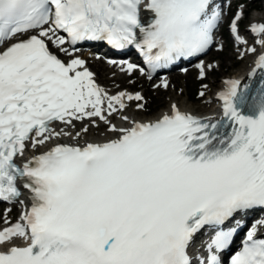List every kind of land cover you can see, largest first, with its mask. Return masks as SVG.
I'll use <instances>...</instances> for the list:
<instances>
[{
  "label": "snow or ice",
  "instance_id": "snow-or-ice-1",
  "mask_svg": "<svg viewBox=\"0 0 264 264\" xmlns=\"http://www.w3.org/2000/svg\"><path fill=\"white\" fill-rule=\"evenodd\" d=\"M242 15L231 23L238 44L247 43ZM220 21L214 0H0V202L24 206L18 222L5 216L0 264H225L241 231L227 264H264V220L247 226L264 211V79L224 81L219 120L172 104L156 121L138 122L127 109L135 101L143 110L144 97L109 94L76 55L82 42L135 48L152 79L206 53ZM250 32L264 49V23ZM246 53L257 55L250 76L264 70V51ZM121 70L145 74L133 64ZM100 123L113 138L89 142Z\"/></svg>",
  "mask_w": 264,
  "mask_h": 264
},
{
  "label": "rangeland",
  "instance_id": "rangeland-1",
  "mask_svg": "<svg viewBox=\"0 0 264 264\" xmlns=\"http://www.w3.org/2000/svg\"><path fill=\"white\" fill-rule=\"evenodd\" d=\"M262 1L257 0H245L244 7L249 9L250 7L261 6ZM264 13H256V12H248L246 18L243 20L241 26L242 30L245 32L250 29L252 24H261L264 23L263 21ZM258 19V20H257ZM221 31L224 33L225 36H228L227 28L223 27ZM225 39V38H224ZM223 51H218L221 47H216L209 56L205 59L208 65V71H211L208 75L207 80L200 79V75L197 74L194 70H190L186 75H178V73L171 74L170 84L167 89H162V87H157L160 85V82H152L149 83L146 77L140 76L138 73H133L129 77L125 79V81H121L116 77V71L114 67H111L110 70H103L102 75H99L101 79L105 78V82L109 89L114 91L115 93L118 91H129L132 94L140 93L144 97V103L148 101L150 96L154 97L156 101L159 103V106L156 110H154L153 114H148L146 107L143 110H138L136 108L137 102L133 101L130 103L129 111L131 114L136 116H142L145 118L155 117L160 111L165 109L169 102L176 98L178 102L184 101L187 105H191L194 107H200L206 100V98L210 95H214L216 91L220 88L221 81L226 78H229L234 73L243 69V67L248 62H252V57L248 53H245L241 56L238 52L242 50L235 49L230 42V39H225L223 42ZM100 61V60H98ZM211 66V67H209ZM207 85V88L203 86ZM199 86H202L205 95L203 97H199V101L192 102L189 98V88H191L193 92L197 90ZM134 112V113H133ZM105 129V127H103ZM98 131L90 129L86 138H90L91 135H98ZM5 214L1 211L0 212V227L4 225ZM8 219V216H7Z\"/></svg>",
  "mask_w": 264,
  "mask_h": 264
},
{
  "label": "bare ground",
  "instance_id": "bare-ground-1",
  "mask_svg": "<svg viewBox=\"0 0 264 264\" xmlns=\"http://www.w3.org/2000/svg\"><path fill=\"white\" fill-rule=\"evenodd\" d=\"M257 1H261V0H257ZM246 33L251 34L250 30L246 31ZM220 45H221V43H218L216 46H220ZM248 47H253V46L249 45ZM255 47H257L259 49L258 52L264 51V49H260L258 45H255ZM238 53L241 55V53H244V50H241ZM95 56H96L95 54H92V55H90V54H82L81 55V57L83 59L87 60L88 66L91 67L94 70V72L96 73V79L98 80V82L101 83L104 86H107L106 83L104 84V83L101 82V80L105 82V80H104L105 78L101 79V77L99 75H102L101 73H102L103 70H106V69L110 70L111 66L107 65L104 60H100V61L96 60ZM255 57H257V55L253 56L252 59L253 58L255 59ZM252 65H253L252 62L246 63V65L243 67L242 70L234 73L229 78L224 79L223 81H221L219 89H222V88L225 89L226 86L224 84V81H226V80L238 79L242 83H245L247 81V79H248L247 75L249 74V72L253 68ZM206 69H208V65L207 64H206ZM115 71H116L115 75H116L117 79H120L121 81H125V79L128 76H130L127 72L122 71L121 68H116ZM178 75H181V74L179 73ZM168 77H169V79H171V76H168ZM162 82L163 81L160 82V85L162 84ZM110 92H112L113 94H117V93H119L121 91H118V92L115 93L114 91L110 90ZM126 92H128V91H126ZM128 93H130V92H128ZM216 96H217V94L208 96L206 98L205 102L200 107H194V106H191V105H187L184 101H181V103H179L178 99L173 98L169 102V105L165 109L160 111L155 117H151V118H145V117H142L140 115L139 116L133 115V114L130 113L129 108L127 109V115H129L130 118H134L138 122H154L158 118L162 117L163 114L170 113V108H171L172 104L178 105L180 110L183 111V112H189L191 114L208 115L210 113V111L212 109H214L215 105L217 104ZM112 122L114 124H116L117 126H126L118 118V116H114ZM84 123H87V121H85ZM79 127H80V124H79V122H77V128H79ZM103 127H105V126L102 123H100V127L99 128H91V129H93V131L97 130L99 134L96 135V136L95 135H91L90 138H86V139L89 142H106L109 138H113L112 134H106V131H105V129H103ZM61 142H74V141H72L70 139H64ZM81 143H83V141H81ZM41 151H43V149H41ZM29 154H32V153L28 152V155ZM26 200H28V199L24 198V201H26ZM259 220H264V215L261 214L260 216H258L257 218L254 219V221H259ZM4 226L5 225H2V227H4Z\"/></svg>",
  "mask_w": 264,
  "mask_h": 264
},
{
  "label": "trees",
  "instance_id": "trees-1",
  "mask_svg": "<svg viewBox=\"0 0 264 264\" xmlns=\"http://www.w3.org/2000/svg\"><path fill=\"white\" fill-rule=\"evenodd\" d=\"M192 89L189 88V98L191 101L196 102L197 101V88L196 91L192 93ZM159 106V103L156 101V99H154L153 97L150 98V104H149V108H150V113H153V110H156Z\"/></svg>",
  "mask_w": 264,
  "mask_h": 264
}]
</instances>
